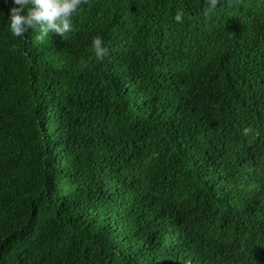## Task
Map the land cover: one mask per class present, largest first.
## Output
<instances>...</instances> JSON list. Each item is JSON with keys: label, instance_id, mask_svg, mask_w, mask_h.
<instances>
[{"label": "trees", "instance_id": "1", "mask_svg": "<svg viewBox=\"0 0 264 264\" xmlns=\"http://www.w3.org/2000/svg\"><path fill=\"white\" fill-rule=\"evenodd\" d=\"M11 2L0 264H264V0H83L44 40Z\"/></svg>", "mask_w": 264, "mask_h": 264}, {"label": "clouds", "instance_id": "2", "mask_svg": "<svg viewBox=\"0 0 264 264\" xmlns=\"http://www.w3.org/2000/svg\"><path fill=\"white\" fill-rule=\"evenodd\" d=\"M82 2L83 0H12L7 16L9 30L15 37L25 35L30 30L35 31L40 40L48 36L50 29L65 35L73 30L72 18ZM215 3L216 0H212V6ZM174 19L181 21L183 12L177 10ZM91 46L95 56L103 60L108 49L104 46L102 37L94 36ZM249 131L245 127L244 132Z\"/></svg>", "mask_w": 264, "mask_h": 264}]
</instances>
